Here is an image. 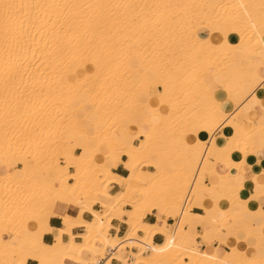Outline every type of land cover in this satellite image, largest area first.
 Segmentation results:
<instances>
[{
    "label": "bare ground",
    "instance_id": "obj_1",
    "mask_svg": "<svg viewBox=\"0 0 264 264\" xmlns=\"http://www.w3.org/2000/svg\"><path fill=\"white\" fill-rule=\"evenodd\" d=\"M211 69L230 111L207 88ZM262 69L264 0H0V264H82L107 248L122 264H264L237 233L218 240L224 250L189 244L204 219L216 234L235 225L247 236L264 217V182L228 188L230 168L243 173L247 155L264 147V123L242 109L259 97ZM154 80L161 90L148 88ZM223 124L230 132L220 143L213 131ZM118 161L126 176L113 172ZM234 202L245 207L240 216L229 211ZM198 204L204 213L191 211ZM152 211L175 222L148 223ZM52 215L62 227L49 225ZM112 218L128 225L122 236L109 234ZM155 233L164 241L153 243ZM125 247L136 248L131 259Z\"/></svg>",
    "mask_w": 264,
    "mask_h": 264
},
{
    "label": "crops",
    "instance_id": "obj_2",
    "mask_svg": "<svg viewBox=\"0 0 264 264\" xmlns=\"http://www.w3.org/2000/svg\"><path fill=\"white\" fill-rule=\"evenodd\" d=\"M223 28H222L223 32H225V29H226V32H228V29L226 26H224ZM198 33L200 35L204 36V35H206L207 32L200 29L198 31ZM136 64H137L136 61L132 60V65H136ZM261 71H262V74H264V69H262ZM203 79L207 85V88L211 92H213L215 94V96L221 101L222 108L224 110L230 111L232 109V103L220 91L222 86H221L220 79H219L218 75L216 74V71L214 69H211V70H209V72L208 71L205 72L203 75ZM156 88L157 89L159 88L158 90H161L160 86H157ZM256 92L259 95V97L255 94L249 95L243 101L242 109H243L244 113L246 114V116L250 120H252L254 123H264V82H262L261 86H259L257 88ZM144 128H146V126H144ZM133 129L135 130V127L130 128L131 133L134 132ZM229 132H230L229 128L223 124L220 126V128L218 127L217 129H215L213 131V135L219 139L220 143H222L224 141V139L221 137V133L228 135ZM187 138L190 141H193V139H194L193 135H191V134H188ZM132 142L137 143L138 139L132 138ZM261 143L264 144V141H260V144ZM214 155L215 154H212V157H214ZM125 158L126 157L124 155L121 156V160H124ZM241 158L242 157L240 155L236 156V159H241ZM256 160H257V162H256ZM249 166H250V168H249ZM112 170L114 173H116L118 175H122V176L125 175L126 176L128 174L127 169L122 165V163L120 161L117 162V165L115 167H112ZM70 171H72V170H70ZM16 172H17V175H19L18 169L16 170ZM230 172L233 175L234 179L232 182H230L228 184L229 189H233L235 184H237V183H242L244 185L245 189L252 188L253 183H251L250 181H247V179H251L254 176L257 178L258 181L264 182V176H262V175H264V147L258 148L254 151V153H250L249 155H247L246 162L244 163V172L243 173H239V171L236 168H230ZM201 179L205 183H210L209 178L201 177ZM225 186H226V182L220 181L219 188L224 190ZM111 187H119V186L112 184ZM116 191H118V190H116ZM116 191H113V192H116ZM201 193L204 197L209 195V192L207 190H202ZM249 193H250V191H247L244 193V195H248ZM256 204L261 205L259 207V210L264 211V196H262V195L259 196L256 199ZM256 204L254 202H252V207L255 208ZM98 205H99L98 203H94L93 208L96 210H101V209L97 208ZM125 208H128V207L125 206ZM62 211H67L69 213L75 214L76 213L75 211H77V209L75 207H72V206H66V207L62 208ZM191 211L194 213H204V208L201 207L200 204H198V205L193 206ZM229 211L235 215L240 216L245 211V207L241 203L234 202L231 205H229ZM218 215H219V217H223L224 213L219 211ZM123 217H125V216L123 215ZM82 218L86 219V220H91L92 215L89 212L84 211L82 214ZM185 218H186V220L191 219L190 213L186 214ZM144 220L148 223H151V224H156V222H157V224L159 223L158 226H160V227L165 226V224L166 225H168V224L173 225V223L175 222L174 217L162 218L161 215L157 211H152V212L147 213L146 216L144 217ZM110 222H111V225H110V228L108 229V232L110 235L122 236L125 233V231L127 230L128 225L118 218H112ZM249 223L253 227V233H252L253 235L249 234L247 236L246 235L243 236V233L239 232L235 225H229L226 229H223L219 233L216 234L212 230V227L210 225V221H208L207 219H204L202 222L196 224L193 228L190 229V232L193 234H197V236L195 237L194 241H189V244H192L193 247L196 249H205L208 245H213L214 247H219L222 250H224L225 245L220 244L218 240L223 239L227 235H232V234L237 233L241 238V241L239 242V245H241L240 246L241 248H244V247L249 245L250 248H249V246L247 248V249H249V254H251V255L252 254H258L259 256H264V226H262L260 228V225L264 224V217H262V218L261 217H255V219H253ZM49 225L51 227H54V228L62 227L63 220L59 215H52L49 218ZM72 232L74 235H76V237H75V240H76V238H79V237H77V235L83 232V228L78 227V226L73 227ZM200 234L205 235L204 240L200 237ZM6 236L8 237V235H6ZM213 237H215L216 239L213 240L212 244H211L210 239ZM242 237H243V239H242ZM62 238H63V240H68V236L66 234H63ZM164 239H165L164 234L155 233L153 235V243H155V244L163 242ZM43 241L45 243H48V244L53 243L55 241L54 234L51 232H45L43 234ZM256 243H259L258 247L256 249H252L251 247L253 245H255ZM124 251H125V253H128V250L126 251L124 249ZM107 259H109V258H105L101 262V264H103ZM232 260H235V258L233 257ZM109 261H110V259H109ZM65 262L67 264H75V262H73L69 259H66ZM26 264H38V263L34 259H28ZM109 264H122V262L120 260L119 261L111 260L109 262Z\"/></svg>",
    "mask_w": 264,
    "mask_h": 264
},
{
    "label": "rangeland",
    "instance_id": "obj_3",
    "mask_svg": "<svg viewBox=\"0 0 264 264\" xmlns=\"http://www.w3.org/2000/svg\"><path fill=\"white\" fill-rule=\"evenodd\" d=\"M155 81V83L154 82H152V84L149 82V84H148V88L150 89V90H152V89H155L156 88V80H154ZM73 82H77V78L76 77H74L73 78ZM155 84V85H154ZM78 103V100H76V102H75V104H77ZM190 125H188V127H189ZM187 127V128H188ZM188 131H190V127L187 129V132ZM70 134V131L67 129L66 130V135H69ZM205 135H206V137H208L209 135H210V133L209 132H206L205 131V133H204ZM209 134V135H208ZM79 150V149H78ZM149 169H151L150 167H149ZM70 170H73L72 168H70ZM210 180V179H209ZM119 189H121V187H109V191H111V192H113V191H116V190H119ZM124 206H127V205H124ZM128 207V206H127ZM97 208H99V209H101L102 210V208L98 205L97 206ZM141 232H138V234H140ZM216 238L215 237H213V238H211L210 239V243L212 244V241L213 240H215ZM76 240H80V238H76ZM94 240V239H93ZM95 241V240H94ZM14 242V241H13ZM103 251H105L104 249H103ZM103 251H101V253H99L97 256H96V258L95 259H98L99 257H102V256H104V252ZM128 253H130V252H128ZM124 254H127V253H125V251H124ZM88 256V252H84V257H87ZM89 261H92V260H88V261H86V260H84L83 262H82V264H87V262H89ZM76 264V263H75Z\"/></svg>",
    "mask_w": 264,
    "mask_h": 264
},
{
    "label": "built area",
    "instance_id": "obj_4",
    "mask_svg": "<svg viewBox=\"0 0 264 264\" xmlns=\"http://www.w3.org/2000/svg\"><path fill=\"white\" fill-rule=\"evenodd\" d=\"M136 250L135 247H125V250ZM114 252H115V249H112V248H107L105 249L104 251V256L103 257H100L97 259V261H89L88 264H101V262L105 259V258H109L110 261L111 260H117V257L114 255ZM127 257L128 259H131V255L129 253H127Z\"/></svg>",
    "mask_w": 264,
    "mask_h": 264
}]
</instances>
